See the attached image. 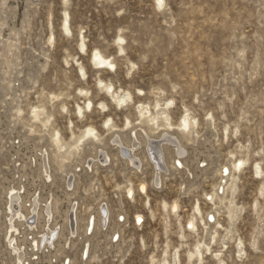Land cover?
Returning a JSON list of instances; mask_svg holds the SVG:
<instances>
[{"label":"rangeland","instance_id":"obj_1","mask_svg":"<svg viewBox=\"0 0 264 264\" xmlns=\"http://www.w3.org/2000/svg\"><path fill=\"white\" fill-rule=\"evenodd\" d=\"M141 107L159 118L157 132ZM186 115L194 128L185 134ZM112 125L122 135L168 129L188 153L198 147L213 157L200 155L188 175L195 166L186 153L157 183L144 145L142 169L116 156L81 162L75 150L66 161L52 156L57 130L71 144L93 126L107 143ZM35 144L49 147L53 167L63 164L56 183L75 178L64 187L78 203V226L66 229L76 244L56 255L30 230L26 264L49 253L52 264H264V0H0V264H17L8 191L21 180L33 188ZM102 203L109 221L90 234L87 221Z\"/></svg>","mask_w":264,"mask_h":264},{"label":"bare ground","instance_id":"obj_2","mask_svg":"<svg viewBox=\"0 0 264 264\" xmlns=\"http://www.w3.org/2000/svg\"><path fill=\"white\" fill-rule=\"evenodd\" d=\"M66 19H65L66 20L65 28L67 31H70L68 13ZM53 37L54 35L52 34L50 38ZM82 45L85 46V43H82ZM93 57L97 58V60H100L101 63H105V64L114 63V61H110L109 59L107 60L100 52L96 53L95 51V55ZM89 104L92 105V102L89 101L88 106ZM141 108H140V113L142 118L143 117L145 118L148 115L147 120L149 121V123L151 122L153 124L150 127V130L152 132H157L159 128H161V124L158 121L159 118L157 116H154L151 113L150 109L147 108L141 109ZM44 112H45V108L43 109L41 108V110H35L34 117L39 118L40 115ZM169 118L170 117L167 116L165 120H170ZM165 122H168V124H166V127L168 126L170 128L171 126H173L172 123H170L169 121H165ZM130 123L131 121L129 120L127 126H129ZM179 127L183 128L182 131L186 134L187 132H191L193 130L194 123L191 121L190 117L186 115ZM89 130H92L95 133V135H90ZM109 131L111 133L109 139H107V143L104 142L102 138L99 137L96 128L90 126L83 130L82 134L78 137V139L74 143L70 144L63 141V139L60 136L59 130H57V133L55 132L56 135H54L52 139L54 145L57 146V150L53 152L54 155L52 156L61 157V158L63 157L62 160L66 161L70 159V156L73 154V151L75 150L76 152L74 153L81 156L79 160L81 162H85L88 156H92L91 160L93 161L101 160L102 162H109L111 161L112 156H116L122 158L125 164L127 165L133 164L137 168L142 169V166H144L143 163L145 159L143 158L139 149L140 146L144 145L146 147V153H147L146 157H148L150 161H152V164L155 169V175H156L155 182L158 183L161 181L162 172L164 171L169 172L170 168L176 165L175 162H177L176 161L177 158H179L178 161L183 165L184 162L182 161L181 156L188 153V145L184 143L185 140H183L178 134L171 133V131L168 129H164L159 134L155 135L153 133L150 134L145 127H138L137 129L136 127H134L130 130L131 132H127L125 133V135H122L123 132L122 133L121 132L119 133V131L116 132L114 130V126L112 125L109 128ZM140 134L143 135L142 139H140ZM90 137H93V139H95L94 140L95 145L93 146L95 150L91 152L88 149V151L86 150L83 153V155H81L83 144ZM100 146H102V149H100L101 148ZM169 146H171L170 147L171 149L170 148L169 149L172 150L171 155L168 153ZM197 146H200V144ZM63 148L68 149L65 155L61 153L63 151L61 149ZM33 149L37 153L35 155V160H36V156L39 154V158H38L39 161L36 160L37 168H38L36 169L38 171H35V174L33 175L31 181L33 188H26V184L24 182L25 180L24 181L21 180L19 181L18 185L14 184L13 182V184L9 187L10 189L8 191V194L10 195L8 197V203L10 204L9 206L10 229H8L7 232L10 234L9 241L12 244V251H14L17 264H26L25 259H27L28 250H27V246H25V248L23 247V244L31 243L28 236V234L31 233L29 232L30 230H34L32 232L33 235L34 233L36 234V236L34 235L33 240L35 241L36 246L39 249L45 247H54L55 250L53 254L56 255L68 244L74 242L72 241L73 239L70 237L69 233H66V229L69 228V225L73 227V233L77 232V227L75 228V225L78 226V216H77L78 203L73 204L72 202L73 192L67 191V189L65 190L64 187L67 185L69 187H72L74 185L75 178L73 177V175H70V177L68 178H65L64 175H62L61 177L62 183L61 184L56 183L53 179V175L55 172H60V173L62 172L65 174L63 170L64 168L63 164L60 163L58 167L52 166L50 162L49 147L45 145L39 146L38 144L37 145L35 144L33 146ZM198 149H199L198 147H195L191 149L192 151H190L191 153H193V160L191 162L194 164L195 167L193 171L192 168L187 166L188 175L194 174L195 171L197 172V170L200 169L198 168L199 167L198 161H200L199 157H201L200 155L207 156L209 160L212 159L213 157L212 154L204 152L206 151V149L205 150H198ZM190 152L188 154H190ZM169 157H171L170 161H169ZM28 158L31 159L30 161L32 162V157L28 156ZM244 162L245 161L241 159L239 162H234L233 164L234 166H241L244 164ZM223 168H227L229 172V168L226 167V165H224ZM222 172H224V170H222ZM30 176L32 175H29L28 177L30 178ZM53 186L55 187V189H53ZM220 187L221 186H219V188ZM146 188H147V184L142 183V189L145 190ZM23 189L25 190L24 192L25 194L22 195ZM46 189H48L47 191L48 193L43 194L42 192H45ZM58 189L62 190L64 194L58 193L57 192ZM128 192L131 193L132 195L134 192L133 187H130L128 189ZM67 202L69 203V206L62 208L61 205ZM172 208L173 209L178 208V202L173 204ZM110 214L111 213L108 204L102 203L99 206L97 213L94 216L92 215L89 216L88 224H92V226L95 228L99 221V223L104 226L106 225L107 221H109ZM138 220H142L141 214L138 215ZM22 226L24 227L25 234L21 237V239H19L17 237V234L19 233L20 228ZM7 228H8V224H7ZM19 240L21 241V243ZM75 244L76 243L74 242L73 245ZM52 262L53 259L51 253H49L46 259L44 260L43 264H52Z\"/></svg>","mask_w":264,"mask_h":264},{"label":"snow or ice","instance_id":"obj_3","mask_svg":"<svg viewBox=\"0 0 264 264\" xmlns=\"http://www.w3.org/2000/svg\"><path fill=\"white\" fill-rule=\"evenodd\" d=\"M162 2H163V0H160V3H161V4H162ZM89 108H91V104H89ZM89 134H90V135H95V133H94L92 130H89ZM224 172H225V174H227L228 169L225 168V169H224ZM129 194L131 195V193H129ZM210 218H211V219H214V217H210ZM121 219H123V217H121ZM188 227L191 228V227H193V225H192V224H189Z\"/></svg>","mask_w":264,"mask_h":264},{"label":"built area","instance_id":"obj_4","mask_svg":"<svg viewBox=\"0 0 264 264\" xmlns=\"http://www.w3.org/2000/svg\"><path fill=\"white\" fill-rule=\"evenodd\" d=\"M75 219V218H74ZM93 229H94V227L92 226V224H90L89 226H88V221H87V232L88 233H92L93 232ZM32 238V237H31Z\"/></svg>","mask_w":264,"mask_h":264}]
</instances>
